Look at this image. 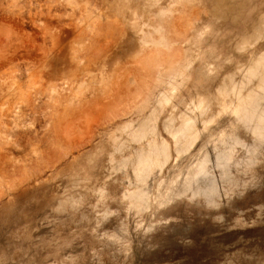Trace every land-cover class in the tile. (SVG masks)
Here are the masks:
<instances>
[{"label": "rangeland", "instance_id": "obj_1", "mask_svg": "<svg viewBox=\"0 0 264 264\" xmlns=\"http://www.w3.org/2000/svg\"><path fill=\"white\" fill-rule=\"evenodd\" d=\"M77 1L83 6L66 0H0V78L20 80L24 90L29 77L37 79L30 101L3 111L11 137L0 133V157L9 151L6 160L0 158L5 162L0 164V264H264V142L256 144L261 139L236 119L231 106L236 97L218 92L239 80L241 69L264 52V37L255 41L252 35L263 24L264 0ZM169 6L166 17L158 15ZM135 18H142L137 19L142 30L132 23ZM160 25L171 45L155 47L149 58L137 39L144 31L158 37L153 27ZM165 58L179 70L181 86L174 89L156 79ZM186 58L191 66L185 67ZM69 63L81 72L75 96L70 99L60 88L53 98L41 93L45 79L71 68ZM82 66L95 80L82 81ZM163 89L168 98L158 129L171 143L172 156L140 183L123 157H132L136 148L141 152L149 139L131 140L127 134L134 126H124L145 119ZM194 100L204 103L192 107ZM171 114L176 127L189 115L199 120L195 127L201 134L189 153L179 155L164 128ZM236 139L242 140L229 152L235 160L246 158L245 148L254 143L258 155H251L257 164L248 163V174L235 170L241 179L236 191L226 192L219 169L212 167L222 199L211 203L187 192L190 196H177L165 206L158 202L195 158L206 151L214 160L202 166H213L218 150ZM137 186L151 187L157 195L148 211L138 210L126 194Z\"/></svg>", "mask_w": 264, "mask_h": 264}, {"label": "bare ground", "instance_id": "obj_2", "mask_svg": "<svg viewBox=\"0 0 264 264\" xmlns=\"http://www.w3.org/2000/svg\"><path fill=\"white\" fill-rule=\"evenodd\" d=\"M66 1L71 6H83L82 3L78 2L77 0H66ZM150 1L151 0H148V2H150ZM173 4H171V7L175 6ZM175 4H176V2H175ZM170 12H172V9L169 6V7H165L163 9H161V12L158 15H160L161 17H163V16L166 17L167 16L166 14H168ZM139 15H140V13H139ZM99 16H102L103 20H106V18H108V17H106L103 14H100ZM160 16H157V17L159 18ZM137 19L135 18V20L132 21V23L134 24V26L139 27V29L142 30L141 25L138 22V20L142 19V18H139L138 20ZM261 22H263L262 26L259 29H257L255 32H253V34H252L253 37L255 38V41H259L260 39L262 40V38L264 37V19L261 20ZM132 23H131V25H132ZM163 25L166 28L165 22H164ZM153 28H154L153 32H155V34L157 33L159 35L158 37H154V35H153V33L151 31H144V33L142 31H140V32L143 33V36L139 37L137 39L138 46L139 47L141 46L142 50H146L147 56L149 58H151L157 52V50H156L157 47H159V46L160 47L161 46L162 47H169L171 45L170 39H168V37H167L168 32H167V35H166L162 25L156 26V27L154 26ZM166 30H167V28H166ZM199 35H200V33H197V35H195L196 38H198L197 36H199ZM194 41L197 42V40H194ZM194 41L192 43H194ZM243 41H245V40H243ZM249 41H250V39H249ZM254 42H253V44H254ZM189 43H191V41ZM241 44H242V42L240 43L241 47H244L245 45H247V44H243L244 45L243 46ZM194 45H196V44L194 43ZM197 49H199V48H197ZM244 50H245V48H244ZM83 56H84V54H83ZM73 58H78V56L73 57ZM187 60L188 59L186 58L185 67H187L189 65L191 66V64H192L191 61H187ZM169 63H170V61L166 60V58H165L164 61H161L160 65H158V70L155 69L157 71L156 72V79H157V81L159 80V82H158L159 84L162 83V85L164 84L165 86L173 85V87L172 86L171 87H172V89H174L175 84H177L178 86H181V84L179 85L178 82H176L177 81V76L179 75V70L171 68ZM250 63H253L252 60H250ZM67 65L69 67H71V68L67 67L64 70H61L58 73V75L56 77H54V78L45 79V80H47V85L42 87L43 91L41 93H46L49 97L53 98L54 94L57 91H59L58 88H60V89H62L64 91H68L67 93H68V96H69L70 99H72L75 96V92L73 90L77 87L76 84H77V81L79 80L77 77L80 75L81 72L79 71V68H78V70L73 71L72 70L73 69V64L72 63H69ZM80 69L84 73V76L81 77V79H82V81L84 83H90V81L92 79L95 80V77H93V76L91 77L90 76V74L88 72L89 71L88 68L86 69V67L82 66V68H80ZM182 70H183V68H182ZM240 72H241V76H240L241 78L239 80L234 81L232 83L231 82L230 83H226L224 86L221 87V89H219L218 92H222L224 96L225 95H230L231 97H233V96L236 97L235 104L232 102L234 104V106L231 105L233 107L232 108V112L234 113L236 119L243 123V125L245 126L247 131H249V132L254 134V138L255 139H258V138L261 139L260 141L258 140L256 142V144L261 142V141L264 142V52H262L261 54H259V56H257L256 61H255L254 64H249L248 63V66H246L243 69H241ZM184 77H185V74H184ZM233 78H234V76H233ZM233 80H231V81H233ZM58 81H60V83ZM252 82L254 84H251ZM31 84H37V79L33 80L31 77H29V81L27 82L28 87H26L28 89L24 90V88H23L24 84L20 80L13 79V80L10 81V80H7L5 78H0V111H1V113H0V133H2V135H1L2 138H3V135H6L7 137L8 136L11 137V135H9V131H8L10 126H9L8 121L4 117L5 115H4L3 111L5 109L9 108L11 105L17 106V104L20 103L21 101H23V102H24V100L30 101L32 96H33V93L30 90ZM153 88L154 87L152 85H150L149 87L146 88V93L148 94V96L152 95V91L154 92L155 89H153ZM155 88H156V86H155ZM32 90H34V89H32ZM149 97H151V96H149ZM149 97H148V99H150ZM146 98H147V96H146ZM167 98L168 97H167L166 91L163 89V91H161L159 93V95L155 97L156 105L153 106V109L151 108L152 109L151 113H149V115L147 117H145V119H142V121H139V122H129V123L125 122L126 124H125L124 127H126L127 130L128 129L130 130V128L134 126V128H132V130H130L129 134H127L131 138V140H134L136 142H141L144 139H149V141L147 142L146 146L141 148V152H137L138 150L136 148L135 149L136 153H134V155L132 157L127 158V159L125 157H123L124 160L122 159L123 162L121 161L124 165L129 163L132 166L131 168H133L132 170H133V172L135 174V178L134 179L137 178V180L140 183L146 181L147 178L150 179L149 178V174H150V172L152 171V169L154 167H159V169L160 168L162 169L170 161L171 156H172V154H171V150H172L171 143L168 140H166L164 137L160 136V134H159L160 131L158 129V121H159L160 115H161V113H162V111L164 109V101L167 100ZM165 103H166V101H165ZM200 103L203 104L204 101L201 102V100H194L191 104H192V107L193 106H195V107L197 106V108H198ZM146 104H148V103L146 102ZM118 108H119V106H118ZM228 108H229V105H228ZM142 109H144V108H142ZM120 110H122V109H120ZM207 110L208 109H206V113H207ZM17 112H18V110H17ZM230 114H231V112H230ZM185 116H187V115L185 114ZM185 116H184V118H185ZM190 116L191 115H189V117H186L184 122L182 123V125L180 123L179 124L180 126L178 125V127H176L173 124V122H176V121H174V117H172V114H171L170 118H167L166 120H163V122L165 121L163 123L164 124V128L172 136V138L174 140L175 151L179 155H182V154H185V153H189L190 149L192 148V146L195 145L196 141L198 140L199 134H201L199 132L200 129L195 127L199 120L195 119V118L193 120H191V119H189ZM229 122H231V121H229ZM204 123H208V121L204 122ZM122 125H121V128H122ZM229 125H231V124H229ZM112 134H114V133H112ZM255 135H256L257 138L255 137ZM115 136H117V135L115 134ZM10 137H8V138H10ZM223 137H224V133H223ZM51 140H49V138H48L47 141L49 142ZM114 140H115V138H113V142H114ZM241 140H239V139L233 140V141L230 142V144H228V145L225 144L226 145V146H224L225 148L219 149L218 152L216 153V155H214L215 156V161H214L215 165H213V166H210V167L208 166L207 168H204L202 166L204 164L208 165V162H210V160H214V159L210 158L213 155L211 156L206 151H205V153H203L201 155L200 158H198V157H197L198 159L195 158L196 160L194 159V161H192V163H191L193 167L195 166V168H193V167L191 168L190 167L189 170L180 172L179 178L176 179L171 184V187H169V188L167 187V192L165 193V195L162 196L164 200L162 199L161 201H158L157 195L154 193V191H153V189H151V187H148L149 185L146 186L147 189L137 186L138 188L136 190L134 189V191H131V192L129 191L126 194H128V197H130V199L133 200V202L135 203V205L138 208V210H147V211L150 210L154 206L156 201L160 202L161 205L165 206L166 204L171 202L177 196H182V195L190 196L189 194H187V192H190L192 194V196H195V195L199 196V194H200V195L204 196V198H205V200L207 202H211L212 203V202L215 201V198L217 196H220L221 194H220V190H219V183H218L217 174L214 173L212 171V169H210V168L216 167V168L219 169V173L218 174H220L219 176L221 177V180H223V182L222 183L220 182V184H221V186L223 184L222 188H224V190L226 192H228L229 190L234 189V187L240 185L241 179L240 178H237V179L235 178V176H234L235 170L237 172L238 171H242L243 172V173L240 172V174L241 173L242 174H248L249 171H251L249 169V167H248V163L254 164L252 162L253 160L250 159V157H251V155L252 156L253 155H257L256 154L257 150H255L257 148V145L255 143L254 144L252 143L253 145H249V146L246 144L248 146L247 148H245V149H247L246 153L249 152L248 154L250 155L249 156V155L246 154L247 155L246 158L239 157V159L235 160V156L231 157V155H229V152H233L234 153L233 148L231 149V147H233L232 145L234 143L238 144V142H240ZM10 141H12V140H10ZM10 141H8V142L10 143ZM115 142H114V146H115V144L118 143V142H116V143ZM136 142H134V143H136ZM221 142L225 143V141H223V140ZM49 143H51V142H49ZM53 143H55V141L52 140V145H53ZM119 143H120V141H119ZM260 144L262 145V142ZM16 145H18V144H16ZM48 146H51V145L49 144ZM122 146H123V144H122ZM212 147H213V144H212ZM227 147H230V148H227ZM244 147H245V145H244ZM244 147H242V148H244ZM259 147L262 148V146H259ZM49 148L47 150L45 149V151L48 152V150H50ZM216 148L217 147H214V149H216ZM262 149L264 150V147ZM58 150H57V152H58ZM253 150L255 151V154H253V152H254ZM53 151H55V150H53ZM50 152L55 154L52 151H49V153ZM7 153H5L3 155L1 154L2 156L0 158L1 159L4 158V160H6L4 156H7L8 155ZM45 153H44V155H45ZM261 153H262V151H260V155H261ZM50 154L49 155L47 154V156H49V158H50V156L53 155V154L52 155H50ZM44 155L42 157H44L45 160L49 159V158L45 157ZM63 155L64 156L66 155V151L64 152ZM38 156L40 157L41 155H38ZM13 157H14V155H13ZM39 157H38V159L40 160V158H42V157H40V158ZM244 157H245V155H244ZM253 159L256 160V157L253 158ZM8 160L10 162H14V160L12 161L11 158H9V157H8ZM16 160H15V162H16ZM35 160H37V159H34V161ZM175 161H176V159H175ZM38 162L39 163L41 162V164H44V163H42L41 160L38 161ZM90 162H91V160H90ZM3 163H5V162H3ZM0 164H1V162H0ZM35 164H37V163H35ZM255 164H257V163H255ZM255 164H254V166H255ZM6 165H7V163H6ZM117 165H120V164H117ZM252 166L253 165H251V167ZM42 167H44V165ZM38 170H40V169L38 168ZM150 176H151V174H150ZM221 180L219 179V181H221ZM139 182H136V184L139 183ZM163 182H164V180H162V179L159 180L158 188H160V187L162 188L163 187V184H162ZM153 183H154V181L152 182V184ZM146 184H149V183H146ZM246 184H247V182H244L243 186H241V187L244 188V186ZM132 186H133V183H132ZM142 186H145V185H142ZM237 188H239V187H237ZM157 191H158V189H157ZM161 195H159V196L161 197ZM232 195L234 196L235 194H232ZM124 197H125V195H124ZM218 199H219V197H218ZM221 199H222V197H221Z\"/></svg>", "mask_w": 264, "mask_h": 264}]
</instances>
